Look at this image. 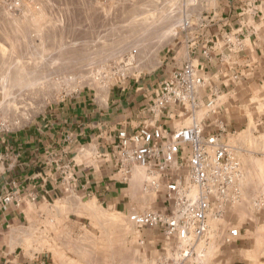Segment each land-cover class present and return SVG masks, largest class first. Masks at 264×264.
<instances>
[{
  "label": "rangeland",
  "instance_id": "1",
  "mask_svg": "<svg viewBox=\"0 0 264 264\" xmlns=\"http://www.w3.org/2000/svg\"><path fill=\"white\" fill-rule=\"evenodd\" d=\"M209 3L0 0V118L16 128L66 94L106 90L120 81L121 62L128 63L123 81L158 77L165 72L163 59L193 32ZM256 102L242 115L244 125L221 135L241 164L242 203L209 221L188 264H264V99ZM199 109L201 120L208 111ZM144 176L143 168L134 167L133 204L126 211L73 196L43 210L26 229V247L44 254L49 264H154L163 253V239L146 244L156 234L138 230L127 219L133 211L160 209L159 197L143 188ZM232 227L240 236L226 244L223 237Z\"/></svg>",
  "mask_w": 264,
  "mask_h": 264
},
{
  "label": "crops",
  "instance_id": "2",
  "mask_svg": "<svg viewBox=\"0 0 264 264\" xmlns=\"http://www.w3.org/2000/svg\"><path fill=\"white\" fill-rule=\"evenodd\" d=\"M209 1L193 32L163 59L165 72L158 77H131L106 90L78 89L0 132V264H49L44 254L26 247V229L70 196L116 211L133 204L131 182L115 164L120 131L160 128L169 137L195 123L205 133L219 127L234 133L246 123L247 108L264 99V0ZM186 63L204 78L199 108L216 96V113L201 120L200 109L152 108L158 83ZM8 195L12 199L4 203ZM151 232L156 236L146 244L162 241Z\"/></svg>",
  "mask_w": 264,
  "mask_h": 264
},
{
  "label": "built area",
  "instance_id": "3",
  "mask_svg": "<svg viewBox=\"0 0 264 264\" xmlns=\"http://www.w3.org/2000/svg\"><path fill=\"white\" fill-rule=\"evenodd\" d=\"M127 66V61L118 65L120 81L127 77ZM203 85L200 69L186 63L158 83L152 108L179 106L193 113L200 107L198 93ZM203 107L207 114H215L216 96L211 95ZM11 125L0 118V132L10 131ZM224 132L219 127L205 133L194 123L169 137L160 128L118 133L114 154L117 171L124 180H131L134 167L139 166L145 170L144 190L155 196L163 194L162 208L133 211L127 218L138 230H156L161 235L163 253L154 264H188L207 235L209 221L223 218L242 201L241 164L233 148L222 141ZM11 199L8 195L3 202ZM253 204L259 205L257 199ZM239 236V229L232 227L223 241L231 244Z\"/></svg>",
  "mask_w": 264,
  "mask_h": 264
},
{
  "label": "bare ground",
  "instance_id": "4",
  "mask_svg": "<svg viewBox=\"0 0 264 264\" xmlns=\"http://www.w3.org/2000/svg\"><path fill=\"white\" fill-rule=\"evenodd\" d=\"M159 20H160V19H159ZM187 25H188V23L186 22V23H185V26H187ZM172 35H174V32L172 33ZM10 74H11V73H10ZM23 75H24V74H23ZM13 76H14V75H13ZM29 76H30V75H29ZM12 79L15 80V79H16L15 76H14ZM15 81H17V80H15ZM10 82H11V81H10ZM13 83H14V82H13ZM15 83L17 84L18 82H15ZM15 83H14V84H15ZM1 85H2V83H1ZM3 85H4V84H3ZM4 86H5V85H4ZM1 95H2V93H1ZM10 96H11V95H10ZM5 103H6V102H5Z\"/></svg>",
  "mask_w": 264,
  "mask_h": 264
}]
</instances>
